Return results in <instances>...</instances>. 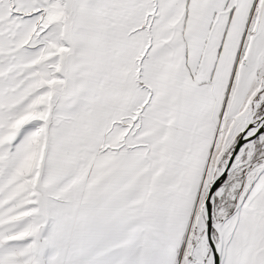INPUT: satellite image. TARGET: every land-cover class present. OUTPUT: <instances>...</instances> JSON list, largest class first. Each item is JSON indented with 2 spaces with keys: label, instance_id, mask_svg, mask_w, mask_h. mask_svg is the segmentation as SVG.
<instances>
[{
  "label": "snow or ice",
  "instance_id": "6c2138e0",
  "mask_svg": "<svg viewBox=\"0 0 264 264\" xmlns=\"http://www.w3.org/2000/svg\"><path fill=\"white\" fill-rule=\"evenodd\" d=\"M0 264H264V0H0Z\"/></svg>",
  "mask_w": 264,
  "mask_h": 264
}]
</instances>
